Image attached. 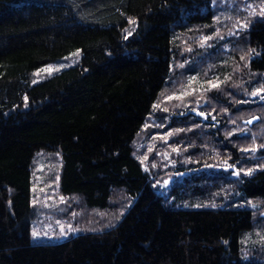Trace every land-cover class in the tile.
<instances>
[{"label": "trees", "instance_id": "obj_1", "mask_svg": "<svg viewBox=\"0 0 264 264\" xmlns=\"http://www.w3.org/2000/svg\"><path fill=\"white\" fill-rule=\"evenodd\" d=\"M262 11L0 0V264H264ZM49 153L48 186L91 219L33 239V168Z\"/></svg>", "mask_w": 264, "mask_h": 264}, {"label": "rangeland", "instance_id": "obj_2", "mask_svg": "<svg viewBox=\"0 0 264 264\" xmlns=\"http://www.w3.org/2000/svg\"><path fill=\"white\" fill-rule=\"evenodd\" d=\"M80 50L79 48H75L74 50L64 54L63 56L47 61L43 64H41L39 67L32 70L34 79H37L38 75H45L46 73H49L53 70L59 69L68 63H72L79 57ZM193 78H198L196 75H192L190 78L189 76L186 79V82H189L188 88H192L193 85ZM33 79V80H34ZM168 96V95H167ZM166 98V97H165ZM154 135H157L159 133L154 132ZM51 157V162L47 163L45 157H39L41 158L40 161H37V168H33L34 172V183H33V189L36 193L35 201L38 205V215L37 217L32 221L31 226V234L32 238L35 237H41L43 235L47 236H57L68 234L70 231L72 233H75L79 230H81V222L79 221L81 219H91V213L89 210H91L92 207L88 206L85 200H82L80 202V205L74 206L72 204V209L70 206V199L67 198L69 196L68 191H61L54 193V188H51L48 186V181L52 183L51 180H48L49 176L54 175L56 166L54 163L59 162V156L54 154H46V157ZM57 160V161H56ZM46 165V168H44ZM41 169V170H40ZM59 175L57 174V181L56 183H59ZM60 184H61V178H60ZM48 190L52 192H47ZM126 193H120V199L122 201L125 198H128ZM171 198H175V193L171 194ZM76 199V198H75ZM129 199V198H128ZM115 201H118L117 199ZM97 208V207H96ZM96 211H99L101 209H95ZM65 211H72V216H66ZM67 212V213H68ZM90 221V220H89ZM58 230V231H57ZM33 232L38 233L37 236H33Z\"/></svg>", "mask_w": 264, "mask_h": 264}, {"label": "snow or ice", "instance_id": "obj_3", "mask_svg": "<svg viewBox=\"0 0 264 264\" xmlns=\"http://www.w3.org/2000/svg\"><path fill=\"white\" fill-rule=\"evenodd\" d=\"M261 14H264V11H262ZM130 23H134V21H130ZM129 34H131V33H129ZM125 38H127V37H125ZM213 86L215 87V85H213ZM253 95H256V93H253ZM25 99H27V98H25ZM154 107H156V106H154ZM253 151H254V149H253ZM249 171H251V170H249ZM234 175H236V173H234ZM165 183H167V182H165ZM37 235H38V233L33 232V236L34 237L37 236Z\"/></svg>", "mask_w": 264, "mask_h": 264}]
</instances>
